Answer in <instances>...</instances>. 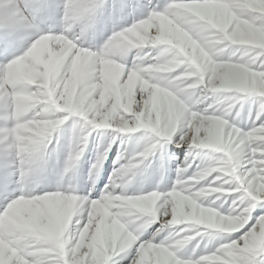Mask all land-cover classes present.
<instances>
[{"label": "clouds", "instance_id": "9594fccd", "mask_svg": "<svg viewBox=\"0 0 264 264\" xmlns=\"http://www.w3.org/2000/svg\"><path fill=\"white\" fill-rule=\"evenodd\" d=\"M97 2L99 0H95V4ZM65 3L69 4L70 11L69 18L63 19L64 32L60 34L62 40L52 42L47 49L41 48L39 60H26L14 84L22 98V103L18 105L21 127L17 138L23 148L26 166L32 167L36 163L52 131L67 119V115L58 113L76 115L87 121L88 116L115 120L118 111H126L132 119L126 121L120 117L118 127L133 129L137 124L152 125L161 131H165L173 120L179 124L187 119L193 137L202 146H210L213 141H224L228 122L223 116L228 113L236 94H243L244 90L254 88L264 95V80L259 79L264 74L244 68L254 56L260 55L255 52V48L264 52V33L257 35L250 32L246 23H233L226 13L210 17L204 25H196L195 37H186L169 22L168 41L172 43V47L160 48L151 57L155 63H137L126 69L125 64L120 62L122 54L129 49L159 45L162 41L158 33L164 30L163 26L161 29L149 27L139 29L137 33L123 35L113 33L99 50L92 51L79 46L74 39L76 30L83 34L86 29L93 27L91 11H84L88 7L84 0H65ZM174 49H179L181 54L177 55ZM143 56H149V53L145 52ZM136 58L142 59L139 52ZM181 65L185 66V70L179 76H172ZM125 71L128 73L127 77ZM108 72L114 74V82L106 78ZM193 77L195 79L191 83L187 82ZM129 82H132L131 86ZM198 85H204V89H200L201 95L205 89L222 94V101L217 100L207 106L213 113L219 112L220 115L193 116L190 106L201 99L200 95L193 92ZM137 87L142 93L140 102L135 100ZM97 93L99 99H96ZM113 108L116 111H112ZM201 132L203 136L200 135ZM227 134L231 136L232 129H228ZM204 178L205 175L202 174L189 179L199 182ZM214 191L217 190L197 189L196 195L200 197ZM46 195L54 196L52 193ZM177 197H180L179 193L170 195L161 206L165 217L171 210V218L167 221L169 224L195 222L208 217L223 231L234 229L233 218L208 216L215 210L192 198ZM156 200H136L117 195L110 198L109 206L121 210L118 213L120 215L124 214L123 210L126 208L151 215L160 210L156 207ZM38 203L36 198H21L18 210L13 212V220L29 228L42 227L34 222L30 214ZM80 205L78 198H61L57 201V209L68 223ZM88 215L89 220L80 234L81 240L86 238L93 223L97 233H110L113 239L119 235L117 213L110 220L100 211L95 213L94 220L93 212L90 211ZM43 216L44 209L41 205L42 220Z\"/></svg>", "mask_w": 264, "mask_h": 264}, {"label": "snow or ice", "instance_id": "6c2138e0", "mask_svg": "<svg viewBox=\"0 0 264 264\" xmlns=\"http://www.w3.org/2000/svg\"><path fill=\"white\" fill-rule=\"evenodd\" d=\"M88 6L85 12L91 11L95 6V0H84ZM48 5L45 0H23V7L16 0H0V52L7 54L8 48L12 42L15 32L22 26H32L37 15ZM63 19L69 18V4H63ZM226 13L233 23L244 22L249 31L254 34L264 33V19H261L260 25L257 26V14H264V0H257L256 3L249 4L247 0H169L162 11H151L146 18L140 19L138 22L132 23L130 26L121 31L114 32L117 35L125 33H137L139 29H147L153 27L163 31L158 33L161 43L160 48L172 47V43L168 41V25L171 22L176 26L180 33L185 36L195 37L194 28L196 25H204L210 17L218 14ZM173 37V42H174ZM60 34L44 33L38 35L30 46L21 55L15 56L6 64L0 65V98L7 96L10 99L11 113L14 117V124L8 128H0V143L6 147L15 148L19 156L20 175L23 177L30 168L26 166L23 159V148L19 144L17 138L18 129L21 127L18 117V105L22 103V98L18 90L14 87L16 80L19 78V71L24 62L28 59L37 61L40 59L39 52L41 48H49L52 42L61 41ZM42 42V44H41ZM251 47V46H249ZM177 55H180L179 49H174ZM255 52L260 53L258 56L244 65L245 69H249L257 74H264V52L260 48H255ZM151 58L146 63H155ZM185 70V66L181 65L172 76H179ZM128 73L125 71V77ZM195 77L190 78L187 82L191 83ZM260 80H264V75L259 76ZM135 76H133V81ZM129 82V86L131 83ZM207 83V76L204 78ZM204 89V85H200ZM206 90V89H205ZM246 95H254L259 99L255 101L256 106L251 110V116L248 118L244 129L236 126L235 118L233 123L228 124L225 130V139L223 142L213 141L210 146H202L199 141L193 137L188 127V120H183L180 124L181 134L176 139L179 147L181 143L196 145L198 148L214 149L224 155L219 159H210L207 166H200L199 170L194 174H184L183 178L178 177L176 184L172 189L163 194V203L169 199L170 195L179 193L180 197H189L197 202L199 196L195 192L188 191V186H194L196 189L208 188L220 190H232L235 195L232 198V207L227 209V214H220L213 207L214 212H210L208 216L217 215L233 218L235 227L233 230L223 231L220 227L213 224L208 217L203 220L197 219L196 224L206 225L208 228L219 229L223 232L234 233L237 229H241L235 238H230L228 242L219 244L218 247L211 251V254L200 253L190 259H177L174 255L173 245L167 241H157V236L161 232L160 228H156L151 235L146 238L141 237V233L136 226L132 224L131 217L144 214L143 211L126 208L123 215L118 214L121 210L109 206L111 197L119 195L124 198L131 199H147L161 200V194L156 191L148 192L144 195H121L114 194L112 191H103L97 198H88L89 204L86 205V220L78 229V234L72 238L71 243L65 238L66 229L69 223L63 219L62 214L57 209V201L61 198L67 200L77 199L76 195L63 194L60 191L45 192L41 195H32L22 193L18 198L13 199L0 210V264H106L110 253L132 247L133 255L129 260V264H254L255 258L259 252H264V95L260 94L256 89L249 88L244 90ZM142 93L140 88L135 89V100L140 102ZM97 93L96 99H99ZM243 97L239 94L235 95L233 102ZM112 111H116L115 108ZM193 116L206 117L209 113H213L212 109L206 108L203 114L198 111H192ZM220 115V114H219ZM227 115V114H226ZM123 117L126 121H131L132 117L129 112L118 111L115 120H108L97 116L93 118L88 116L87 124L96 128H111L115 125L120 132H133L136 129L150 130L151 139L149 144L142 151L137 152L139 163L144 156L148 154L154 146L152 141L160 143V138H172L173 133L177 129V123L173 120L165 131L159 130L152 125L137 124L133 129H124L118 127L119 118ZM139 120V117H137ZM85 121V120H84ZM228 129H232V135L229 136ZM89 129H84L86 137ZM203 136V132L200 134ZM83 143V138L81 139ZM82 150V149H81ZM244 155L246 166L240 171L237 164L241 155ZM79 155V151L76 156ZM192 150L186 153L185 160L181 162L185 168L189 167V161L192 159ZM75 159V156H69V161ZM135 164L132 160L121 166L117 173L134 168ZM181 171L180 165L177 168ZM207 173H210L207 174ZM205 175L200 182L203 184H212L215 182L219 187H201L199 183L190 180V177ZM107 188V186H106ZM52 193L54 196L46 194ZM177 197V198H180ZM21 198H36L39 203L35 210L41 213V205H43L44 214H50L53 218V226L49 228L40 216L34 219L40 228H29L24 224L13 220V212L18 210L17 206ZM159 211L153 212L151 215L153 220L161 225L169 224L167 221L171 218V210L165 217L163 209L157 205ZM198 203V202H197ZM200 204V203H199ZM93 212V220L95 213L100 211L106 215L109 220L114 213H117V219L120 222L119 235L113 239L110 233L95 231V223L90 225L89 233L84 240H81L80 234L85 224L89 220V212ZM80 224V221H77ZM175 225V224H173ZM135 233V234H133ZM92 237V238H90ZM185 239L178 240L177 244H183ZM99 249V251H98Z\"/></svg>", "mask_w": 264, "mask_h": 264}, {"label": "rangeland", "instance_id": "374dc122", "mask_svg": "<svg viewBox=\"0 0 264 264\" xmlns=\"http://www.w3.org/2000/svg\"><path fill=\"white\" fill-rule=\"evenodd\" d=\"M16 2L23 7V0H16ZM247 2L252 4L257 0H247ZM45 3L48 7H45L34 21H31V27L24 25L15 32L7 54L0 52V65L21 55L38 35L64 32V0H45ZM168 3L169 0H99L91 10L94 19L93 27L86 29L83 34L76 30L75 42L81 47L97 51L114 32L121 31L132 23L146 18L153 10L162 11ZM261 19H264V14H257L255 21L257 26L260 25ZM2 31L0 29V32ZM160 47L157 45L143 49H129L122 54L120 62L125 64L126 69L131 68L133 64H142L154 56ZM138 52L142 59L136 58ZM145 52H148L149 56H143ZM112 74V72L106 73V78L114 82L115 77ZM200 89L199 85L193 89L194 94L200 95L201 99L191 105L190 110L203 114V110L209 104L217 100L222 101V94L203 90L201 95ZM239 95L243 98L232 102L227 115L223 118L228 124H232L235 118L236 126L244 129L251 116L252 108L256 106L255 101L259 98L254 95ZM209 114L219 115L220 113ZM58 115H67V119L52 131L38 160L23 177L20 175L19 156L16 149L0 143V210L22 193L41 195L52 191L76 195L81 202L85 196L97 198L106 190L121 195H144L156 191L161 194V200L157 201V205L161 207L163 194L172 189L178 177L183 178L184 174H194L200 166H207V161L210 159H219L224 155L217 150L198 148L191 144L181 143L178 147L175 142L181 134V126L178 124L172 138H160V143L152 141L154 146L139 163H136L139 159L137 152L142 151L150 142L152 135L150 130L141 128L133 132H120L115 125L111 128H96L87 124L79 116L66 113H58ZM14 122L10 99L6 94L5 97L0 98V128L11 127ZM85 128L89 129L86 137L84 136ZM82 138L83 143H81ZM189 149L192 150L193 155L189 161V167L185 168L181 162L185 160ZM78 151L79 155L76 156ZM70 154L75 156L71 162ZM129 160H132L135 167L117 173V170ZM246 163L242 154L237 164L238 171L245 167ZM178 165H180V172L177 170ZM195 183H199L201 187H219L215 182ZM186 187L190 192L197 190L194 186L186 185ZM234 195L232 190L225 189L202 195L197 198V202L206 207H213L223 215L227 214L229 207H232L231 201ZM84 211L86 212V205H80L70 221L65 232L68 243H71L72 238L77 235L79 225L81 226L86 220ZM30 214L33 219L37 216L41 217V213L37 210H32ZM43 220L49 228L53 226V218L50 214H44ZM77 221H80V224ZM131 221L141 233L142 238H146L156 228H160L161 232L157 236V241H167L168 244L173 245L177 259H190L200 253L211 254V251L219 244L235 238L241 231L237 229L234 233H227L192 221L161 225L148 214H140L139 217L133 215ZM185 237L190 239H185L183 244L176 243ZM132 255V247L129 246L110 253L106 264H129ZM254 264H264V252L257 254Z\"/></svg>", "mask_w": 264, "mask_h": 264}, {"label": "bare ground", "instance_id": "6f19581e", "mask_svg": "<svg viewBox=\"0 0 264 264\" xmlns=\"http://www.w3.org/2000/svg\"><path fill=\"white\" fill-rule=\"evenodd\" d=\"M134 65V64H133ZM133 65L131 66V68L133 67ZM112 75H114V74H112ZM115 77V76H114ZM112 78V77H111ZM114 79V78H113ZM110 80H112V79H110ZM115 175H113V177H114ZM85 197H88V196H85ZM85 197H83L82 198V202H81V205H88L89 204V200L88 199H85ZM88 198H90V197H88ZM85 212V211H84ZM85 217H86V212H85ZM79 227H80V225H79ZM79 229V228H78ZM78 234V233H77ZM98 251H99V249H98Z\"/></svg>", "mask_w": 264, "mask_h": 264}]
</instances>
